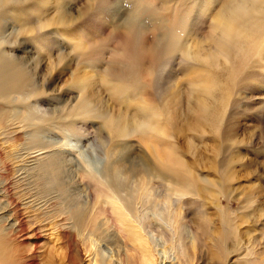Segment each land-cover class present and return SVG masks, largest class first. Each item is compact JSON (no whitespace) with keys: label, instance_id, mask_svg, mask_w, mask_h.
Masks as SVG:
<instances>
[{"label":"rangeland","instance_id":"rangeland-1","mask_svg":"<svg viewBox=\"0 0 264 264\" xmlns=\"http://www.w3.org/2000/svg\"><path fill=\"white\" fill-rule=\"evenodd\" d=\"M236 2L30 0L2 15L0 53L40 93L0 99V188L9 187L0 217L24 222L22 232L8 237L15 264H62L66 246L65 264L101 256L113 264L140 261V243L128 231L129 239L121 237L105 217L98 233L79 236L72 221L59 223L70 233L53 223L58 210L87 205L86 185L103 180L124 156V165L151 157L166 175L199 190L178 208L181 253L159 232L144 233L158 264H264V3L246 0L252 16L237 44L214 28ZM60 11L67 22H58ZM72 109L73 122H57ZM117 118L138 130L115 137L108 127ZM45 148L50 153L39 156L28 179L40 195L57 199L47 221L23 205L13 185L20 151ZM154 148L160 159L150 156ZM168 160L191 174H168ZM162 209L145 213L165 227Z\"/></svg>","mask_w":264,"mask_h":264},{"label":"bare ground","instance_id":"bare-ground-1","mask_svg":"<svg viewBox=\"0 0 264 264\" xmlns=\"http://www.w3.org/2000/svg\"><path fill=\"white\" fill-rule=\"evenodd\" d=\"M28 1L30 0H0V18H2V15H5L6 11L13 5H23ZM246 4V0H238L236 4L225 12L226 15L219 16L214 24V28L219 30L223 38L228 42H237V44H239L240 39H243V36H240L242 23L249 20L252 16V10H250ZM57 20L60 23H65L68 21V17L65 12L60 11ZM46 24L47 23H44L43 25ZM12 63L11 60L4 58L0 53V99L8 103L10 102V97L14 94L26 95L28 97L26 99L28 100L38 98L40 93L31 88V78L21 70L12 69ZM86 84L87 83H85L84 86L82 84V86L86 87ZM81 101H83V99H81ZM87 101L90 102L89 100ZM87 101L85 107L87 106ZM65 111L67 112L66 116L57 117V122L74 121L73 118L76 112L74 113L73 109L72 111ZM65 111L64 113H66ZM30 118H33V116L31 115ZM188 127L191 126L188 125ZM139 129H141V127H139ZM108 130L115 137H127L138 129L137 127L135 129L126 118H117L116 121L110 123ZM13 133L17 135V131ZM36 150L37 151L32 152L27 151V149L20 151V155L17 157L18 162L22 165L17 171L18 174L20 173L18 176L20 179L13 185L17 186V190H20L19 193L21 200L24 202L23 205L28 207L29 210L31 209L32 212H38L40 215H43V221H47L50 219V212H48V209L53 207V203H55L57 199L44 197L40 195L41 193L35 191V188L30 186L28 179L30 174L28 175V173L34 170L37 164L40 163L39 161L41 158H39V156L50 153L51 150L49 148ZM150 154L153 158L160 159L161 150L154 148L150 151ZM149 158L151 157L140 156L137 162L124 165V160H127L128 156H124L123 158L118 157L117 162L110 164L111 166L103 172V180L93 178V185L91 186L89 183L86 185L90 199L87 205L76 208L75 211L56 210L58 216H56L55 221H53L55 227L59 226L61 232L70 233L69 231L71 228H66L65 225H60L59 223L72 221L71 224H74L77 228L78 236L86 230L90 231L92 234H96L100 230V218L105 217L111 222V225L115 227L121 237L124 238L127 233L130 232L133 238L136 239L135 241L140 243L141 248L136 250L138 253L137 255H140V261H138L140 264H158L159 260L152 249L150 241L144 235L147 231L159 232L164 238L166 237V241L171 243L172 250H174L175 253H181L177 248V242L179 246L183 244L184 232L178 208L180 203L185 202V197L195 195L199 190L195 182L192 183L182 180L179 176L166 175L162 166L153 164ZM166 165L168 174L172 171L181 172V174H185L186 176L191 174V170L185 165L183 169L179 170L173 169L172 166L174 165L170 160H168ZM49 169L50 166L46 168L45 172H48ZM51 171L49 170V172ZM7 187L8 186L0 188V199H4L3 197L6 194V190L9 188ZM159 204H162L163 207L160 216L162 215V218L166 221L165 227L158 223V219L152 220L149 218L148 214L145 213L147 210L155 211ZM4 209V207L0 206L1 214L5 212ZM7 216L8 215L4 214V216L0 217V229L2 231H0V264H15L13 262L14 249L9 246L8 237L11 234L16 235L22 232L24 222L23 220H18L16 223H11L13 220H9ZM58 217L60 220L57 219ZM4 222H6V224L2 225ZM128 235L130 234L128 233ZM73 237L74 235L72 238ZM68 239L69 235H62L61 243L65 244L63 241H68ZM66 243L68 244V242ZM66 247L64 248L66 249ZM65 249L62 254V264H65L70 258V253ZM99 256H101V254ZM180 258L181 257H179V259ZM131 259L128 264H139L136 259L132 261ZM70 262L75 264V258H71ZM91 264L113 263L112 260H105L104 256H101L100 260L94 258Z\"/></svg>","mask_w":264,"mask_h":264}]
</instances>
